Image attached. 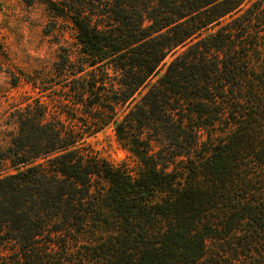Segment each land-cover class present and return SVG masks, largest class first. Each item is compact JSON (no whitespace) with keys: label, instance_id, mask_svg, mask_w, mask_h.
<instances>
[{"label":"trees","instance_id":"trees-1","mask_svg":"<svg viewBox=\"0 0 264 264\" xmlns=\"http://www.w3.org/2000/svg\"><path fill=\"white\" fill-rule=\"evenodd\" d=\"M46 5L83 64L57 68L70 114L36 101L1 154L0 264H264V0ZM110 124L136 172L83 148Z\"/></svg>","mask_w":264,"mask_h":264},{"label":"rangeland","instance_id":"rangeland-1","mask_svg":"<svg viewBox=\"0 0 264 264\" xmlns=\"http://www.w3.org/2000/svg\"><path fill=\"white\" fill-rule=\"evenodd\" d=\"M47 1L0 0V178L14 173L9 162L1 160V154L17 136L18 114L22 110L39 101L51 112L59 113L61 109L70 114L69 109L57 101V98L67 99L68 94L64 82L67 73H59L57 68L63 65L65 57L81 66L83 55L75 31L48 9ZM188 44L189 40L171 49L120 111L138 101ZM108 73L107 82L116 81L111 69ZM83 148L109 165L132 173L138 170L136 160L118 143L111 124L85 139ZM105 233V229L86 232L70 244L71 250ZM9 252L14 254L13 250Z\"/></svg>","mask_w":264,"mask_h":264}]
</instances>
